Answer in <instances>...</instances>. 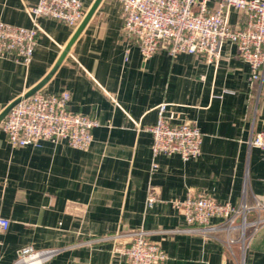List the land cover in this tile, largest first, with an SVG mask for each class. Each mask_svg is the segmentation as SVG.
Segmentation results:
<instances>
[{"label": "crops", "instance_id": "obj_1", "mask_svg": "<svg viewBox=\"0 0 264 264\" xmlns=\"http://www.w3.org/2000/svg\"><path fill=\"white\" fill-rule=\"evenodd\" d=\"M82 1L87 15L97 0ZM36 4L0 0V21L31 28L26 9ZM121 14L119 0H102L41 90L69 92L68 109L98 121L88 150L67 142L14 148L0 129V214L11 222L0 235V264H15L30 247L59 250L47 264H128L121 251L130 241L115 237L141 228L166 252L162 264H264V225L247 228L245 252L240 245L230 251L222 242L177 232L187 225L173 206L199 194L264 205V157L249 145L264 131V78L252 80L249 64L232 45L214 62L165 50L144 61L122 34ZM229 21L237 27L243 16L230 9ZM40 23L29 66L0 58V115L46 78L81 24L74 28L51 18ZM162 104L178 122L196 125L204 142L200 157L161 155L153 172L147 128L157 123ZM151 192L158 202L147 211ZM259 217L264 211L252 212L248 221Z\"/></svg>", "mask_w": 264, "mask_h": 264}, {"label": "built area", "instance_id": "obj_2", "mask_svg": "<svg viewBox=\"0 0 264 264\" xmlns=\"http://www.w3.org/2000/svg\"><path fill=\"white\" fill-rule=\"evenodd\" d=\"M119 1L122 5V34L130 46L138 48L144 61L165 50L172 57L201 55L214 62L222 57L224 46L232 45L237 48L239 58L249 64L252 80L264 78V0ZM211 4H214L212 9ZM230 9L243 16V22L237 27L230 24ZM26 11L33 24L31 28L0 21V58L26 66L33 61L38 35L43 31L41 18H51L76 28L86 16L82 0H37L36 6ZM70 99L71 95L66 91L58 94L40 91L16 105L0 122V129L7 134L14 148H40L45 142H67L73 149L86 151L94 141L93 131L99 123L89 115L70 111ZM147 131L153 137V172L158 168L156 159L161 155H178L189 161L202 154L204 134L191 122H178L174 114H168L166 104L159 107L158 121ZM249 145L260 150L264 157V131L256 133ZM157 202L151 192L146 210ZM173 206L183 211L187 225L177 232L222 242L230 251L240 245L245 252L251 241L247 228L252 225L258 231L264 225L261 217L252 223L248 221L252 212L264 211L260 202L251 207L246 202L221 203L207 194H199L177 200ZM10 225V220L0 214V235L8 232ZM220 232L227 236L224 241L217 236ZM150 234L141 228L115 237L130 241L121 251L128 264H162L167 260L162 247L149 239ZM234 234L239 237L235 238ZM58 253L56 249L35 251L31 247L25 248L15 264H47Z\"/></svg>", "mask_w": 264, "mask_h": 264}, {"label": "water", "instance_id": "obj_3", "mask_svg": "<svg viewBox=\"0 0 264 264\" xmlns=\"http://www.w3.org/2000/svg\"><path fill=\"white\" fill-rule=\"evenodd\" d=\"M101 2H102V0H97L95 2V4L92 6V8L89 10V12L87 13L86 17L84 18V20L81 22L80 26L78 27V29H77V31H76L73 39L68 44L67 48L64 50L62 56L60 57L59 61L57 62V64L53 68V70L36 87H34L32 90H30L27 94H25L21 98L15 100L10 106H8V108H6V110L0 115V122L3 121V120H5V118L11 112V110L16 105H18L22 100H26V99L32 97L33 95H35L36 93L40 92L45 87V85L53 77V75L55 74V72L57 71V69L59 68V66L61 65V63L63 62V60L67 56V54L69 53L72 45L75 43V41L77 40V38L79 37V35L82 33V31L85 29V27L87 26V24L89 23V21L93 17L95 11L97 10V8L99 7V5H100Z\"/></svg>", "mask_w": 264, "mask_h": 264}]
</instances>
